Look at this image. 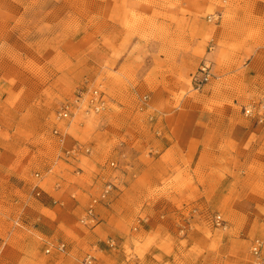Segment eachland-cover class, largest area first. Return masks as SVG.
I'll return each mask as SVG.
<instances>
[{
    "label": "rangeland",
    "instance_id": "obj_1",
    "mask_svg": "<svg viewBox=\"0 0 264 264\" xmlns=\"http://www.w3.org/2000/svg\"><path fill=\"white\" fill-rule=\"evenodd\" d=\"M251 1L228 0L222 7L220 0H0V18L16 36L0 44L2 255L10 245L24 248L16 240L42 241L24 229L31 220L25 213L40 207L47 185L60 187L53 176L61 178L60 169L68 167L49 132L62 101L81 91L102 92L106 109L89 120H109L124 132L116 151L131 156L141 130L154 122L152 112L176 108L186 96L203 109L241 113L264 97V0ZM220 10L218 22L207 21ZM204 61L212 77L196 90L192 76ZM169 74L174 82H153ZM128 157L122 172L129 170ZM31 221L36 229L38 217Z\"/></svg>",
    "mask_w": 264,
    "mask_h": 264
},
{
    "label": "crops",
    "instance_id": "obj_2",
    "mask_svg": "<svg viewBox=\"0 0 264 264\" xmlns=\"http://www.w3.org/2000/svg\"><path fill=\"white\" fill-rule=\"evenodd\" d=\"M11 40H16L13 28L0 18V44ZM166 77L153 82H174L175 75ZM194 97L153 111L154 122L142 127L131 156L116 151L114 142L124 132L109 120H89L84 108L73 110L69 120H57L62 101L49 132L56 155L62 151L71 165L63 162L68 167L60 169L61 178L53 176L59 188L42 189L37 212L26 209V218L39 222L35 229L29 220L24 229L42 241L16 240L24 248L10 245L3 255L7 242L0 241V264H86L91 252V264H248L256 239L264 258V124L225 106L203 109ZM75 145L90 152L66 157ZM126 156L131 160L124 174L119 167ZM110 182L112 191L95 207L96 224H81L92 196ZM216 215L225 230L216 227ZM59 244L63 251L56 249Z\"/></svg>",
    "mask_w": 264,
    "mask_h": 264
},
{
    "label": "built area",
    "instance_id": "obj_3",
    "mask_svg": "<svg viewBox=\"0 0 264 264\" xmlns=\"http://www.w3.org/2000/svg\"><path fill=\"white\" fill-rule=\"evenodd\" d=\"M228 0H220L221 6L223 7ZM222 18V11H216L209 14L206 19L208 22H218ZM212 77V71L210 63L204 61L198 68L197 73L192 76V81L196 90H200L207 82H209ZM81 108L86 109L85 112L99 115L106 109V101L104 99L103 93L97 89L89 90L86 92H78L72 101L65 102L56 112L57 120H69L72 116L73 110H80ZM243 115L255 120L258 124H264V97L253 101L243 107ZM56 134V132H54ZM89 148L83 147L81 145H75L71 150L65 151L66 157L76 158L79 154H88ZM113 166V164H112ZM38 178L39 175L35 174ZM114 184L112 182L107 183L103 189L97 194L92 196L88 206L85 209V215L80 219V223L87 225L96 224L95 207L103 200H106L109 193L112 191ZM36 195H39L37 193ZM214 223L216 227L222 230L226 229V223L220 215L214 217ZM261 241L256 239L252 242L249 248V254L252 259L248 264H264V258L261 255ZM113 243H109V247H113ZM65 246L59 244L56 249L63 251ZM48 252V251H46ZM93 260L92 255H88L85 259L86 264H91Z\"/></svg>",
    "mask_w": 264,
    "mask_h": 264
}]
</instances>
